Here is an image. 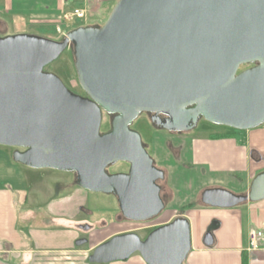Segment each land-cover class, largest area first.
<instances>
[{
    "label": "water",
    "instance_id": "95a60500",
    "mask_svg": "<svg viewBox=\"0 0 264 264\" xmlns=\"http://www.w3.org/2000/svg\"><path fill=\"white\" fill-rule=\"evenodd\" d=\"M70 45L83 94L45 69ZM161 111L172 115L163 128L180 131L200 118L239 130L264 123V0H116L102 24L75 27L60 40L0 35V145L14 148L16 163L74 172L78 187L115 196L128 220L165 207L156 182L163 170L131 128L142 113ZM104 115L109 128L101 132ZM119 162L127 172L108 173ZM262 199L264 171L244 193H200L202 204L220 208ZM212 241L208 232L204 242ZM190 249L189 222L178 215L144 239L116 234L88 259L138 253L146 264H183Z\"/></svg>",
    "mask_w": 264,
    "mask_h": 264
},
{
    "label": "crops",
    "instance_id": "0c3cea01",
    "mask_svg": "<svg viewBox=\"0 0 264 264\" xmlns=\"http://www.w3.org/2000/svg\"><path fill=\"white\" fill-rule=\"evenodd\" d=\"M74 1L0 0V31L3 32L1 35L5 34L4 32L8 27L7 21L9 20L6 17L24 16L25 11H27L30 16L35 17L34 21H53L57 24L61 14L72 7L71 5ZM76 2L85 6L88 15L95 14L100 18L104 16L112 0H76ZM91 2L93 3L91 4ZM89 3L91 4L90 7ZM75 8H80V6ZM58 34L61 36L65 32H58ZM231 135L232 133L227 132L226 135L220 137H195L191 142V153L187 162L191 165L205 166L211 178H217L216 176L219 174L217 171L241 170L246 168L247 164L246 175L242 178L245 191H240V193H243V191H247L251 179L260 172L257 170L264 166V127L260 126L246 131L245 146L237 144L235 136ZM11 153L12 150L7 147L3 148V150L2 148L0 149V169L11 168L15 172L18 171L20 173L24 168L19 167L27 166L12 164L16 162L13 161ZM17 164L19 165V163ZM30 169L36 170L35 168ZM200 171L202 170L200 169ZM19 187L12 186L8 180L0 181V259L5 260L11 254L17 255L16 263H10L6 259L7 264H17L18 260L21 259H24L25 264H30L33 258H42L44 254L52 256L57 251L74 253L79 256L84 253L86 258H88V255H90L96 245L115 232L124 229L119 227L123 225V222H120L119 226H113L110 231L104 230L102 235L97 232L94 237L92 236L90 241L87 242L90 246L86 250H74L73 246L78 236H76L77 231H73V228L76 229L74 221H72L74 219L73 215H69L64 210L59 216H56L52 214L50 208L49 212L44 213L35 208L22 209L18 212L16 204L17 206L20 204L23 206L27 198L25 190ZM75 187L71 192L69 191L72 197L73 194L76 195L77 190ZM207 187L218 186L207 185L201 188L200 191ZM226 188L229 191L233 190L231 187ZM61 195L62 193L53 195L52 199L61 197ZM196 204L206 206L199 202ZM243 205L244 208L241 210H232L231 212V217H237L236 223L234 222V228H236L234 231L231 228V224L224 219L225 216L218 215V212H215L216 210H206L207 215L198 211L201 213V217L198 214L194 217L191 216L190 213L196 212V210L190 212L187 209L188 205L182 211H179L178 215L187 218L192 233V238L190 239L191 249L183 264H264V238L259 240L256 250L251 252L247 250L248 231L255 228L264 233V199L247 201ZM68 216L71 217L67 218ZM19 219L33 226L26 233L22 232L16 226ZM224 230H226V233H224ZM208 232H212L213 240L209 246L204 242V236ZM80 258L82 261L84 260V257L81 256ZM79 262L78 260L77 264ZM44 264H52V262L46 260ZM66 264H73V262H66ZM80 264L85 263L81 262ZM108 264H146V262L138 253H133L125 260H114L108 262Z\"/></svg>",
    "mask_w": 264,
    "mask_h": 264
},
{
    "label": "rangeland",
    "instance_id": "374dc122",
    "mask_svg": "<svg viewBox=\"0 0 264 264\" xmlns=\"http://www.w3.org/2000/svg\"><path fill=\"white\" fill-rule=\"evenodd\" d=\"M92 3L93 2H91V4ZM91 4L89 3V7L91 6ZM71 6L72 7H70L68 10H65V12L61 14V17L59 18L57 24H55L53 21H34L33 19H35V17L30 16L29 12L27 11H25L24 16H15L14 18L6 17L9 21H7L8 27L4 33L5 35L23 33L41 36L52 40H60L64 35L60 36L58 34V32L56 31V26L60 27L61 32L67 33L75 27L86 24H96L99 22L100 18H98L95 14L88 15L87 10V17L85 19H80L74 16L72 20H65L63 18L64 15L71 14L75 7L80 6V8H85L83 4H78L76 0L72 3ZM1 33L3 32L0 31V35ZM45 69L55 73L63 81V83L75 93L81 90L78 85L73 66L72 45L64 49L59 57L48 64ZM141 115L131 124V128L139 132L142 141L148 144V152L152 153V155H154L160 163L165 165L169 173V184L172 189V195L169 196L165 208L156 217L142 222L125 219L120 221L121 223L123 222V225L119 226L120 222H118L116 217L117 214H119V210L115 196L111 194L88 191L78 186H73L68 190L71 192L75 187L77 191L76 195L73 194V197L71 194H69L70 192H63L60 190L59 184H61V182H64L65 180L70 179V172L58 171L49 168H39L33 170L27 167H19L24 168L19 173L18 171L15 172L11 168L0 169V181L8 180L10 181L12 186H20L19 188L25 190L27 196L26 202L23 204V206H21V204L17 206L16 204V209L18 210V212L22 209L35 208L36 210L44 213L49 212L50 208L52 214L59 216L60 213L66 210L69 215H73L74 217V219L72 220L74 221V227L76 223L92 227L91 230L87 232H78L77 229L73 228L74 232L77 231L76 236L84 237L85 241L87 238L88 242L90 241L91 237H94L97 232L102 235L104 230L110 231V229L115 225L116 227L119 226L121 228H124L122 229V231H132L136 233L141 239H143L148 235L149 232L153 230L152 227H155L157 225L160 226L172 220L175 215H178L179 211H181L180 206L185 205V203L189 202L191 203V205H188L187 209L190 212L196 210V212L190 213L191 216L194 217L196 214H198V216L201 217V213H199L198 211H201L203 212V214L207 215L206 210H216L215 212H218V215L225 216L224 219L231 224V228L234 231V229H236L234 228V222L237 221V217H231V212L232 210H241L242 208H244L243 203L232 208H216L197 205L196 203H201L200 189L207 185L223 187L225 189H227L226 187H231V189H233L232 192L235 191L234 193L240 194V191L244 190L245 188V185L242 182V178L246 175L247 164L246 168H242L241 170H227L226 172L217 171L219 173L216 176L217 178H211L205 166H199L196 164L191 165L188 164L187 161L191 153V142L195 137H210V135L214 136V134H218L220 137L223 135V133L229 132L230 134L232 133V135L235 136L237 144L245 146V132L250 129L239 130L225 126H216L202 121L198 124V126L192 133L186 136V138L179 137L178 140L173 135H169L162 131L153 130V128L147 123L143 114ZM103 119L104 120H102L100 126L101 132H104V129L108 127L107 117L105 116L103 117ZM260 126L264 127V123H262ZM167 141H169L172 146H177L179 142L182 144V146L181 148H179L178 152L177 150L173 151V147L169 146V144H167ZM166 144L168 146H166ZM6 147L2 146L0 147V149L2 148L3 150V148ZM7 148L12 151L14 149L11 147ZM12 164L16 166H22L20 164L18 165L17 163ZM117 166L124 167V164L120 163ZM200 169L202 171H200ZM257 171H264V166L259 168ZM23 176H25V178H23ZM56 186L59 189L56 188ZM59 193H62L61 197L52 199L53 195H59ZM70 217L71 216H68L67 218ZM143 225L148 226L141 229ZM16 226L17 229L26 233L33 225L22 219H19ZM122 231L115 232L112 235L109 234L110 236H108L110 238L116 234L121 233ZM224 233H226V230H224ZM210 234H212V232H210ZM191 238L192 233L190 231V239ZM89 246L90 245H88V243L82 245L74 244L73 249L86 250L87 248H89ZM53 254L54 255L52 256L44 254L42 255V258H33L30 264H44V261L46 260L51 261L52 264H66V262H73V264H77L78 260L80 261L79 264L81 262L85 264H108V262H89V259L86 258V255H84V253L80 256L78 254L65 253L60 251H57V253ZM81 256L84 257L83 261L80 258ZM6 259H8L10 263H16L17 255L11 254L9 255V258ZM17 264H25L24 259L18 260Z\"/></svg>",
    "mask_w": 264,
    "mask_h": 264
},
{
    "label": "flooded vegetation",
    "instance_id": "af4514ba",
    "mask_svg": "<svg viewBox=\"0 0 264 264\" xmlns=\"http://www.w3.org/2000/svg\"><path fill=\"white\" fill-rule=\"evenodd\" d=\"M71 46V45H70ZM70 49V48H69ZM252 64H247V65H243V66H241V68H240V70H242V69H244V68H246V67H249V66H251ZM77 93H79V94H83V92H82V90H80V91H78ZM143 114V116L145 117V119H146V121H147V123L153 128V130H155V131H162V132H165V133H167V134H169V135H173V136H175L178 140H179V137H182V138H186V136L187 135H189L190 133H192L193 131H194V129L198 126V124L200 123V122H202V121H204V122H207V121H205V120H203L202 118H200L199 120H198V122H197V124H196V126H195V128L194 129H192V130H182V131H180V130H175V129H165V128H163V124H166L167 122H170V120H171V118H172V115H171V113L169 112V111H161V112H157V113H154V112H147V113H142ZM142 116V115H141ZM103 117H105V116H103ZM152 117H154V119L152 120ZM139 118V117H138ZM137 118V119H138ZM136 119V120H137ZM107 120H108V117H107ZM207 123H209V122H207ZM211 124V123H210ZM212 125H214V124H212ZM216 126H218V125H216ZM109 128V126L107 127V128H105L104 129V131H106L107 129ZM167 144H169V146H172L171 144H170V142L169 141H167ZM166 144V146H168ZM143 145H144V147H145V149L147 150V152H148V144H146V143H144L143 142ZM181 146H182V144L179 142L178 144H177V146H172L173 148V151L174 150H177V152H178V150H179V148H181ZM175 147V148H174ZM148 154L152 157V159H153V165L155 166V167H157L158 169H161V170H163V173H164V178L163 179H158L156 182L160 185V187H161V190H160V195H161V198L163 199V202H164V205H166L167 204V200H168V198H169V196H171L172 195V189H171V186H170V184H169V173H168V171H167V168L165 167V165H163L162 163H160L157 159H156V157L154 156V155H152V153H149L148 152ZM176 157H178V156H176ZM175 157V158H176ZM124 164V167H119V166H117L118 164ZM127 170H128V164L127 163H124V162H119V163H117V164H115V165H112V166H109V167H107V171H108V173H116V172H127ZM70 174V179L69 180H65L64 182H61V184H59V188H60V190L61 191H65V192H69L68 190L71 188V187H73V186H77L76 184H75V174H74V172H70L69 173ZM58 186V185H57ZM56 186V188H58ZM58 188V189H59ZM116 198V197H115ZM118 204V203H117ZM119 210V209H118ZM117 220H118V222H120V221H122V220H125V219H123L122 218V216H121V214L119 213V214H117ZM156 217V216H155ZM153 218V217H152ZM151 218H149V219H147V220H150ZM147 220H143V221H147ZM131 221H133V220H131ZM136 222H140V221H136ZM142 222V221H141ZM146 226H148V225H143L142 227H141V229L142 228H146ZM158 226V225H157ZM157 226H155V227H152L153 229L154 228H156ZM75 227H76V229H77V231L78 232H83V231H90L91 230V226H88V225H82V224H80V223H76L75 224ZM146 237V236H145ZM109 238V237H108ZM108 238H106L105 240H103L102 242H104V241H106ZM144 239V238H143ZM78 240H85V238L84 237H82V236H78L77 237V239L75 240V242L76 241H78ZM87 242H88V240H87V238H86V241L85 242H83L82 244H87ZM82 244H80V245H82Z\"/></svg>",
    "mask_w": 264,
    "mask_h": 264
},
{
    "label": "built area",
    "instance_id": "2783aa9c",
    "mask_svg": "<svg viewBox=\"0 0 264 264\" xmlns=\"http://www.w3.org/2000/svg\"><path fill=\"white\" fill-rule=\"evenodd\" d=\"M77 17L80 19H85L87 17V12L85 8H75L71 14H65V20H72L73 17ZM57 31L61 32L60 27H57ZM264 238V233L261 230L252 228L248 231L247 239H248V247L247 250L249 252L256 250L258 247L259 240Z\"/></svg>",
    "mask_w": 264,
    "mask_h": 264
},
{
    "label": "trees",
    "instance_id": "16d2710c",
    "mask_svg": "<svg viewBox=\"0 0 264 264\" xmlns=\"http://www.w3.org/2000/svg\"><path fill=\"white\" fill-rule=\"evenodd\" d=\"M116 2V0H112V2L108 5V7H107V9H106V12H105V14H104V16H102V17H100V20H99V22L98 23H96V24H94V25H100V24H102L103 22H104V20L106 19V17L108 16V14H109V12H110V10H111V8H112V6L114 5V3ZM2 35H5V34H2ZM241 68V67H240ZM259 127H260V125H259ZM226 134H227V132H226ZM225 133H223V135H226ZM222 135V136H223ZM210 137H219V135L218 134H214V136L213 135H210ZM202 191V190H201ZM200 191V192H201ZM187 205H191V203H187V204H185V205H182L181 207H180V209H181V211L183 210V208H185ZM165 208V207H164ZM119 213H120V211H119ZM121 214V213H120ZM123 218V217H122ZM123 219H125V218H123ZM128 220V219H127ZM0 264H7V262H6V259L5 260H2V259H0ZM245 264V263H244Z\"/></svg>",
    "mask_w": 264,
    "mask_h": 264
}]
</instances>
